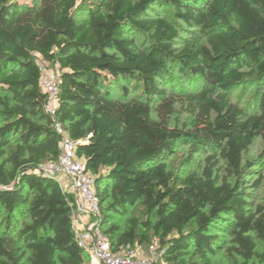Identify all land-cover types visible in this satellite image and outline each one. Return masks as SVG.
I'll return each mask as SVG.
<instances>
[{"label":"trees","instance_id":"16d2710c","mask_svg":"<svg viewBox=\"0 0 264 264\" xmlns=\"http://www.w3.org/2000/svg\"><path fill=\"white\" fill-rule=\"evenodd\" d=\"M39 61L59 70L53 112ZM0 91V264L87 261L71 194L40 170L59 154L55 121L94 179L112 251L264 264V199L250 205L241 180L264 141V0H0ZM179 145L204 154L183 175L166 159Z\"/></svg>","mask_w":264,"mask_h":264},{"label":"built area","instance_id":"2783aa9c","mask_svg":"<svg viewBox=\"0 0 264 264\" xmlns=\"http://www.w3.org/2000/svg\"><path fill=\"white\" fill-rule=\"evenodd\" d=\"M39 68V84L47 94L46 108L53 112L59 70L48 67L42 61H39ZM54 129L60 136L59 154L55 160L40 165V170L56 178L62 175L70 183L71 218L77 245L87 257L84 264H161L163 250L156 243L149 244L145 249L131 245L121 247L118 251L110 249L101 229L100 199L94 179L86 172L84 159L76 153L78 143L69 137L59 122H54Z\"/></svg>","mask_w":264,"mask_h":264},{"label":"rangeland","instance_id":"374dc122","mask_svg":"<svg viewBox=\"0 0 264 264\" xmlns=\"http://www.w3.org/2000/svg\"><path fill=\"white\" fill-rule=\"evenodd\" d=\"M26 1V0H25ZM170 8L157 7L153 9L154 13L163 12V14L170 13ZM182 35H186L185 32ZM255 89V86L251 88L244 89L243 91L237 90L233 94V98L236 99L239 103H244V100L250 96ZM5 94L0 91V97H3ZM188 121V116L183 113L174 115L173 123L182 125L186 124ZM190 149L187 145H179L176 147L174 154L168 156L166 159H169L171 166H176L179 168V173L181 175L186 172L192 171L196 168L198 164L201 163L204 154L200 151H191L192 159L186 163L185 160L190 156ZM243 163L248 162V166L245 171L244 177H242V188L246 194V199L248 203L252 206L260 203L264 199V141L257 139L253 145H251L246 153L244 154ZM105 207V206H103ZM123 215H118L115 213H109V219L111 222L121 223L123 221ZM110 222V223H111ZM224 240L218 246V248H224L226 246L225 240H228V234L220 233ZM157 245V243H156ZM222 248V249H223ZM221 249L218 250L217 255L214 257L213 264H224L223 258H221ZM162 264H169L162 260Z\"/></svg>","mask_w":264,"mask_h":264},{"label":"crops","instance_id":"0c3cea01","mask_svg":"<svg viewBox=\"0 0 264 264\" xmlns=\"http://www.w3.org/2000/svg\"><path fill=\"white\" fill-rule=\"evenodd\" d=\"M57 180H58L60 186L62 187V189L69 193V185H70V183L67 180V178L62 176V175H60V176H58ZM81 226H82V224H81ZM73 227H74V225H73Z\"/></svg>","mask_w":264,"mask_h":264}]
</instances>
